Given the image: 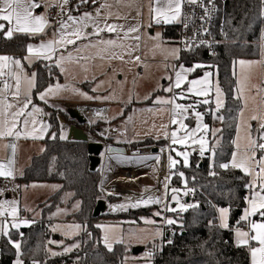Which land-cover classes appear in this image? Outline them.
<instances>
[{
  "label": "trees",
  "instance_id": "1",
  "mask_svg": "<svg viewBox=\"0 0 264 264\" xmlns=\"http://www.w3.org/2000/svg\"><path fill=\"white\" fill-rule=\"evenodd\" d=\"M262 12L264 5L261 0H220L219 20L224 26L225 43L218 49L216 56L208 58L200 51L180 54L179 60L185 66L208 63L211 68L216 69L218 85L224 95V106L219 115L223 116L224 120L213 121L211 112H205L206 107L200 109L204 112L207 125L218 123L220 131L216 137L219 144L214 148L212 158L209 153L203 157L191 155L190 167H184L180 163L173 169V185H185L186 180L187 186L197 188L187 196L190 204L198 206L174 216L176 223L168 225L174 234L164 238L161 250L151 256L150 264H249L248 247L235 245L231 231L245 225L244 222L237 225V221L246 207L245 197L249 190L245 185L248 183V177L237 169H222L219 165L228 163L232 155L238 111L241 108L240 101L234 95L235 79L232 67L237 59L258 58L260 38L264 30ZM176 34L177 26H166L163 29V38L166 40ZM31 40L33 38L22 34H16L11 39L0 35V54L22 57L26 52L27 43ZM43 62L40 60L30 67V70L37 73V86L33 90L34 102L40 91L60 77L56 70L47 67ZM198 74L199 69L193 73ZM38 105L41 106L48 124V131L43 140L44 151L32 158L30 165L24 169L20 182L59 183L60 188L44 204L48 205L42 209V221L28 223L20 229H10L8 235L0 237V264H12L17 255L10 240L20 243V259L23 264H33V261L37 264H122V256L125 253L123 245L115 244L111 251L107 250L101 242L99 227L93 223L102 218L134 220L145 215L150 209L128 208L125 212L115 215L104 211L98 217H93L97 202L103 200L99 190L100 161L93 167L90 166L86 142L60 139L61 129L57 114L61 113L68 122H72L63 111L42 102H38ZM176 171L183 172L184 178L177 176ZM212 171L216 175H210ZM65 193L72 194L69 205L74 201L79 202L78 211L67 217L82 223L83 231L79 236L68 240L78 243L79 247L54 256L49 252V241H53L54 234L51 233L46 220L47 215L60 204V198ZM118 199L108 196L104 202L110 205ZM221 207L230 209L228 230L218 226L217 210ZM151 209L162 210L161 206H152ZM161 216L154 219L155 223L161 221ZM253 220L260 221L261 217L254 216Z\"/></svg>",
  "mask_w": 264,
  "mask_h": 264
},
{
  "label": "snow or ice",
  "instance_id": "2",
  "mask_svg": "<svg viewBox=\"0 0 264 264\" xmlns=\"http://www.w3.org/2000/svg\"><path fill=\"white\" fill-rule=\"evenodd\" d=\"M97 0H91L92 4H95ZM69 3V0H62L60 4L61 10L63 11L64 6ZM81 4L89 3V0H80ZM208 3L211 4L212 0H208ZM262 5H264V0H261ZM185 4L194 5L198 7H203L205 16H210L212 9H209L204 0H149V11L152 14V20L156 24H170L180 20L184 17L185 20L190 19V17L184 16L182 9ZM41 5L37 0H0V32H3L5 38L11 39L14 33H24V34H39L43 33L46 27L49 24V21L45 16L34 15V11L38 9ZM107 7L106 4H101L99 8L96 9V15H93L89 12H84L79 17H74L71 14V11L67 13V21L59 22V38L55 40H50L42 42L39 46L34 47L33 45L27 46L28 55L24 57L25 60L31 64L33 58L35 59H44L52 61L53 57L59 51L60 47H67L68 45L75 46L78 40L87 39L91 35L99 36L100 33L105 30L108 32H115L117 28L123 29V25H114L105 23L104 27L99 26L98 18L101 15V9ZM214 8V5H213ZM264 14V12H262ZM111 15V13H109ZM107 17H105V20ZM203 19V17H202ZM70 22V23H69ZM151 26V25H150ZM185 27H188V23L184 24ZM89 27L93 28L91 33L86 32L85 30ZM71 29V30H70ZM139 29L136 27L129 28L124 35L127 36L129 32H137ZM206 31V30H205ZM74 37V38H73ZM134 39L139 40L140 37L136 36ZM98 44H103L106 46H118L123 47V45H117L115 40H100ZM203 43V42H201ZM96 44H88L85 47H96ZM261 57L260 61H244L240 60L238 63L240 65H246L251 67L254 64L264 65V33L261 34ZM77 51L80 49L77 48ZM135 50H129L126 53L118 54L115 51H112L108 56L109 59H120L123 60L124 54L131 56V52ZM104 51H108V48H105ZM180 50L175 49L174 52L178 53ZM178 58V56H177ZM72 54L69 52L68 56L60 55L58 59H55L54 64L56 67L61 68V71H65L62 67V62L65 60H72ZM135 60L139 62L140 58L137 56ZM47 66V65H46ZM175 68V66H173ZM202 67V65H195L193 68L185 69L183 65L180 66V70L175 71V80L170 84L169 87L165 88L166 92H174V89H182V85L186 82L187 88L182 89L179 93H174L172 98H157L156 103L162 105H171L172 118L170 123L172 125H178V128L171 131L170 136L167 131L164 132L165 139L171 140L172 145H181L187 146L189 141L192 144H199L200 155L203 156L207 147V140L205 135L208 132H212V135L215 136L216 132H219V129L211 130L207 124L203 123L204 115L203 113L196 111L195 104H181L177 100L188 99L189 96L195 95L197 97H205L203 100L197 101L198 104L209 105L210 100L208 97L211 94V73L206 72L203 79L197 80H187L186 74L194 71L196 68ZM171 80V77H169ZM14 82V83H13ZM22 82L28 85V90L24 93V100L21 101V86ZM0 139L5 137L15 136L17 139L23 138L28 139H42V133L47 131L48 125L44 124L40 128L36 127L37 120L35 118V113H39L41 109L38 107L32 106L30 111H26L30 105H32V96L31 90L37 86V73H32L31 76H28L25 73L24 67L20 59L0 55ZM239 83V81H238ZM14 89V90H13ZM64 90L61 85L57 84L55 86L50 85L43 92L39 93V99L47 102L46 97L49 95H56L60 91ZM95 90V89H94ZM264 91V89H261ZM216 94V109L213 113L214 115L219 112V110L224 106L221 99L223 93L220 87L217 85L215 88ZM81 95H85L81 93ZM11 96V101L9 100ZM86 99H109L110 97H92L86 96ZM242 98V91L236 96V99ZM14 101V102H13ZM131 97L129 98V102ZM22 104V106H20ZM246 106V105H245ZM15 109V110H13ZM191 109V115L196 120V127L189 128L188 125L184 122L188 119V113ZM238 116L241 118L240 123L236 125L237 129V140L233 141L236 150L232 153V158L230 163H221L219 165L222 169H239L245 176L251 177L252 179L245 185L249 190V196L245 197L247 207L244 209L243 215L240 217V220L237 221V225L241 222H245L248 225L249 230H242L240 227L235 229V235L237 237L238 246H248L251 256V264H264V116L252 115L251 120H260L259 128L256 129V136L252 135L251 124L244 121L242 118L244 116V108H240L238 111ZM23 117V130L19 127L21 123V118ZM31 118V119H29ZM216 118L223 121L224 117L221 115H216ZM31 123L32 130L31 132L27 131L28 125ZM163 128L167 129L168 125H162ZM246 129V143L243 147L237 141L240 139L241 128ZM183 132V135L179 133ZM198 133H202L199 136ZM55 138V134H53ZM60 139H65V136L62 134ZM5 147H11L13 156L15 155L16 145H5ZM214 152V148L212 149ZM163 151V150H162ZM170 152H175L176 157H182L183 166L190 167L188 151H180L176 148H171L169 146ZM259 154V155H258ZM118 160H128V157L118 156ZM148 159H154L157 163L160 162V156L154 157H140L141 161ZM14 163L13 159H9L7 164L0 162V176L3 177H13V171L10 167ZM180 161L175 159L171 154L168 156V168L171 171L176 168L177 164ZM258 169V170H257ZM210 175H216L214 171L209 173ZM179 176L183 179L184 173L180 172ZM170 177L166 178L165 182V196L168 194V185L170 183ZM185 188H187V181L184 180ZM36 187V185H32ZM54 188L57 186H53ZM181 190L178 188H172L171 200L175 202L177 207H170L167 203H164L161 197H152L148 196L147 198H141L138 201L131 202L128 204H120L112 206L113 210H127L129 207L137 208L141 205L147 206L149 204H163L161 211L166 212H176L177 210L183 212L188 208L197 207L198 205L194 204H185L181 203L178 193ZM194 189L187 188V191L184 192V195H188L193 192ZM2 194V192H0ZM70 195V194H69ZM78 207V204L76 205ZM61 211L58 209V212ZM161 211L155 212L153 215L161 216ZM220 227L229 228L228 217L230 209L227 207H221L218 209ZM7 216L11 217L14 221L18 217V210L16 208L15 201H0V217ZM261 217V220L257 222L256 220L250 219L254 216ZM165 223L168 225H173L176 223L174 219L164 218ZM146 224H153L155 221L152 219H146L144 221ZM29 221L23 220L19 223H12V228H19L21 224L27 225ZM71 227L75 229H81V225L76 224ZM97 227H102L97 225ZM56 231L54 227L52 229ZM0 232H3L5 235H8L6 230L5 222H0ZM89 235H91L89 233ZM157 235H161L158 231ZM256 241L258 246L252 247L250 242ZM12 246L16 249L17 259L15 264H23V260L20 259L21 256V245L16 241H9ZM103 242L109 251L112 250V245L109 243V236L105 234L103 237ZM117 243H122L123 238L116 240ZM49 243H55L54 241H49ZM171 243V241H169ZM79 247L78 244H73L70 247H66L64 252H70L73 248ZM62 253L52 252V255H60ZM151 256V253H148ZM33 264H37L36 261H33Z\"/></svg>",
  "mask_w": 264,
  "mask_h": 264
},
{
  "label": "rangeland",
  "instance_id": "3",
  "mask_svg": "<svg viewBox=\"0 0 264 264\" xmlns=\"http://www.w3.org/2000/svg\"><path fill=\"white\" fill-rule=\"evenodd\" d=\"M135 11L137 14L136 23H135V20H133L135 16V13L133 12L132 17H130V19L128 20V23L125 24L123 27L122 36L125 41L126 40L128 41V45H127L128 48L126 47V44L124 43L123 53H126L129 50L135 49V46L137 44H139L140 46V44H142V36H143L144 37L143 58L145 60L146 59H149V60H146V61L139 60V62H137L135 60V57L138 56L136 54V49L131 52V56L124 54L122 79L117 80L116 86H114V89L111 90L108 94H102V93H99L93 90V87H95L96 84L100 86L99 85L100 82H96V84L93 86V82L89 80L87 76H76L72 72L73 66L71 64V60L70 61L65 60L62 62V67L65 69V71L62 72L61 68L58 67V70L61 74V78L55 80L53 83L50 84L52 86L59 84L62 86L64 90L60 91L56 95L47 96L46 103L59 109L61 107L63 108L64 103L76 104V103H83L86 101H93L94 103H100V101L107 102L109 103V106L111 107V114L118 113L117 115L122 116L120 123L123 124V127L126 129L129 136H134L136 139H144L146 137H150L154 140H157V143H162L161 145H164L167 140V142L172 148H176L177 150H180V151H188L190 153V156L195 155V154L197 156H201L199 152V144H192L191 141H189V144L187 146L172 145L170 138L165 139L164 137L165 131H167L170 136L171 131L178 128V125H172L170 123V120L172 118V113H171L172 106L170 104L169 105L158 104L156 103V100L157 98H167V99L172 98L174 93H179L181 92L182 89H186L187 83L185 82L182 85V89H174L173 95L171 93L170 97H169L170 92L164 91L165 88L169 87L168 82L170 81L169 79L170 73L166 65L158 61H161L159 59H163L168 54L173 53L174 50L177 49V47L175 46L174 43H171L164 38L162 39L161 32L158 29L156 30V28L150 25L149 27H146L144 29L142 33L143 35L140 34V29L138 28L139 22L141 20L143 21V19L145 20V22H147L151 16V13L149 11V0H139L138 7L135 8ZM142 26H143V23H142ZM132 27H136L139 29L136 32V36L140 37L139 40L133 39L135 32H129L127 36L124 35V33L129 28H132ZM154 29H155V32H152ZM262 33H264V30ZM147 39H149L150 41L148 42ZM152 42L155 46H159L160 51L157 49L152 50V51H147V48L152 45ZM260 43H261V38H260ZM176 54L178 55L179 52ZM177 55L174 58V60L177 59ZM64 56L67 57L66 55ZM261 59H262L261 49L259 47L258 58L256 59H237L234 62L233 67H232L233 75L235 79L234 95L236 97L242 91V98L239 99L241 108L242 107L244 108V116L242 119L251 124L252 130H253L252 132L253 137L256 136V129L259 128L260 120H251L250 117L254 114L258 116H264L263 91H261V89H263V86H264V65L254 64L251 67H248L246 65H240L238 62L240 60L260 61ZM25 62H27V60H25ZM197 64L202 65V67L195 69V70L199 69L200 74L193 75L195 71L194 70L192 72L187 73L186 78L187 80H197V79H203L204 74L206 72L212 74L210 77L211 94L208 97V99L210 100V104L209 105L198 104L197 101L203 100L205 97H197L195 95H191L189 96L188 99H184V100L178 99L177 102L181 104H185V105L195 104L196 111L203 113V115H204V112L201 111L200 109H203L204 107H206L207 108L206 111L211 112L212 120L215 121L217 119L216 115H218V113H220L221 109L223 108L222 107L219 110V112L216 113L215 115L213 114L216 109L215 88L218 85L216 69L211 68V64H208V63H193L189 67L183 65L182 63H177V71L180 70L181 65H183L185 69H188V68H193ZM22 65L24 67L23 62H22ZM24 70L28 76H31L32 73L28 72L25 69V67H24ZM174 80H175V75L173 77V82ZM163 81H165L166 84L163 85ZM50 85H48L45 89H47ZM2 86H3L2 83H0V87ZM33 89L31 90V96L33 94ZM27 90H28V85L22 82L21 97H20L21 101L24 100V93ZM43 91H40L39 93ZM94 91L96 93H94ZM39 93L36 95V99L38 101H43L39 99ZM81 93L85 94L86 96L110 97V98L109 99H86L85 95H81ZM130 97H131V101L129 102ZM11 99H12L11 96H9L10 101ZM221 99L224 105V95H222ZM143 101H147V104L150 103V105L146 107L138 108L136 103L143 102ZM20 106H22V104ZM32 106L38 107L36 103H33V99H32V105H30L26 111H30ZM64 110L65 109H63V111ZM145 112H149V114L141 118L142 114H144ZM34 115L37 120V124H36L37 128H40L44 124L48 125L47 123H44L43 119H41L40 112L35 113ZM141 119H143V121ZM240 119L241 118L238 116L237 124L240 123ZM22 121H23V117L21 118V123L19 125V127L23 130L24 126H23ZM184 122L188 125L189 128L196 127L197 122L195 118L191 115V109L189 110V113H188V119H186ZM203 123L206 124L204 119H203ZM162 125H168L167 129L163 128ZM208 127L211 130H215L217 128L215 125H211V126L208 125ZM31 130H32V125L30 123L28 125L27 131L31 132ZM47 131H48V128H47ZM47 131L42 133V136H43L42 139L45 138ZM179 134L183 135V132ZM200 134L202 133H198L197 135L199 136ZM204 135H205V139L207 140V147H206L204 155L209 152L210 153L209 155L212 158V154H213L212 149L215 148L219 144V139L215 140L214 135H212L211 131ZM246 135H247L246 129L242 127L241 132H240V139L237 141L238 143L241 144V147H243L244 144L246 143ZM65 137L67 138V134ZM42 139H32V138L25 139L23 138V136L19 139H17L15 136L5 137V138L0 139V155L3 158V159H0V162L7 164L9 159L14 160V163L10 166L13 171V177L0 176V180H1L0 184L5 180H13V178L19 177V175H21V171L23 170V167H24L23 165L29 162L30 153L37 154L41 152V148H42L41 140ZM234 140H237V129L235 132ZM11 144L16 145V151H15L14 156H13L11 147H7V148L5 147V145H11ZM235 150L236 148H235V145L233 144V151ZM173 154L174 155L172 156L175 159L179 160L180 163L183 165L182 157H176L175 152H173ZM190 156H189V161H190ZM231 158H232V155L228 163H230ZM152 168L153 166H150V169ZM176 172L177 173L175 174L179 176L180 172L178 171ZM251 179H252L251 177H248V182ZM53 186H57V185L51 183V184L36 185V187L30 186L28 189L29 191H28L26 187L22 185L21 187V197L22 198L20 200V207L24 209L25 211H27L26 212L28 213L27 215L32 216L33 217L32 219L34 218L38 219L37 217H35L38 215L36 213H33L34 209L31 208V203L39 207L40 204H37V203L46 201L57 190V188L56 187L54 188ZM182 186H185V185H182ZM185 191H187V189H183V194H178V195H179L181 203L186 204V199L188 198V196L184 195ZM249 194L250 193L248 192L247 196H249ZM70 196H72L71 193L63 194L60 198V204L57 206L58 209L61 211L58 212V210H56L54 214L50 216V219L46 220L51 233L53 234L55 232V236L58 237L54 243V245L56 244L55 246L57 247L54 248L52 243H51L52 245H50L49 252L51 255H52V252L65 253L64 249L66 247H70L73 244H78L75 242H68V240H71L79 236L80 233L83 231V230L81 231V229H75L71 227L73 224H68L62 221L54 220V219H61L60 217L62 216L61 214L72 213L78 209V207H76L77 204L79 206L78 201H74L70 205L68 204L70 200ZM0 198H1L0 201H9V202L15 201V200H12V198L6 200L4 195L2 194H0ZM131 202H135V201L131 199L127 200V198L125 199V197L123 198L121 197L120 199L110 203V206H111L110 210L112 211V213H109V214L115 215L118 213L125 212L126 210H113L112 206H116L120 204H128ZM47 205H43V208ZM152 206L155 207L157 205L149 204L147 206L141 205L140 207L132 208L133 210H137L138 208H146L147 210L148 209L150 210L146 212L145 215L139 216L137 219L121 220L122 225L101 223L102 227H99V228L101 232V242L104 245V247L108 250V248L105 246L103 242V237L105 236V234L109 236V243H111L112 249L115 244L123 245L125 253L122 256V264H150L152 257L148 255L147 251L149 249L154 248L159 243V241H156V239L160 240L162 234L157 235V232L159 231L161 233V231L156 230L153 233H150V232L144 231V229L138 230L135 227L125 225L123 221H126L127 223H130V224L132 223L135 225L137 224L143 225L146 219H152L154 221V219L157 218L158 216L153 215L155 212H157V210L151 209ZM246 207H247V203H246ZM37 212L40 213L39 210ZM179 213H182V212L177 210L176 212H172L171 216L174 218V216L178 215ZM243 213H244V210L242 211V214L240 216H242ZM250 219H253V217H251ZM104 220L106 221L112 220L110 222H113V220H117V219L107 218ZM218 220L220 224L219 213H218ZM256 221L259 222L258 220ZM3 222H5L6 230L8 232V230L12 228L11 227L12 223L6 222V221H3ZM228 222H229V217H228ZM24 226L26 225L21 224L20 227L16 229H20L21 227H24ZM246 226L248 225L246 224ZM54 227L57 229L56 231L52 230ZM3 234H4L3 232H0V236ZM55 236H54V239H55ZM234 236L236 238L235 241H237L235 232H234ZM121 237L123 238L122 243L115 242ZM252 242H253L252 247L258 246L256 241H252ZM235 243L237 244V242ZM134 248H140L141 251L138 254H133L132 250ZM74 249L75 248H73L71 251H73ZM16 259H17V255L15 259L13 260L12 264H15ZM249 262L251 264L250 252H249Z\"/></svg>",
  "mask_w": 264,
  "mask_h": 264
},
{
  "label": "crops",
  "instance_id": "4",
  "mask_svg": "<svg viewBox=\"0 0 264 264\" xmlns=\"http://www.w3.org/2000/svg\"><path fill=\"white\" fill-rule=\"evenodd\" d=\"M37 2L41 6L34 11V15L45 16L47 18V20L49 21V24L46 27L45 31L43 33H39V34H35V35L24 34V33H14V35L22 34V35H27L30 38H33V40H31L27 43L25 54L22 57L13 56L10 54H0V55H6V56H11V57L20 59L21 62H23L25 69L30 73H34L33 70H30V67H32L36 62H38L40 60L44 61L43 63H46L47 66H49L51 69H54L58 72L60 77L55 78L54 79V81H55V80L61 78V74L58 70V67H56L54 64L55 59L58 58L61 54L68 56L69 52H71L72 57H73V59L71 60V64L73 66L72 72L76 76H87V78L93 82V86L96 84V82H100V84H99L100 86H98L96 84L95 87H93V90L95 89L96 92H99L102 94H108L111 90H113L114 86H116L117 80L122 79L123 60L109 59L108 56L110 55V53L112 51H115L118 54H123L124 43L126 44V47H127L128 41L127 40L125 41L123 36H122L123 29L117 28V30L115 32H108L105 30L104 32L100 33L99 36L91 35L87 39L78 40L77 44L75 46L68 45L66 48L60 47L59 51L53 57L52 61L44 60L42 58L41 59L33 58V62L31 64H29L28 61L25 62L24 57L28 55L27 46L33 45L34 47H36V46H39L42 42L46 43L47 41L58 39L59 38V32H58L59 22L60 21H67V13L69 11H71V14L74 17H79L84 12H89L93 15V17H95L96 9L99 8L101 4H106L107 7L101 9V15L98 18V22H99L100 27H104L105 23L124 26L125 24L128 23V20L130 19V17H132L133 12L135 13L133 20H135V23H136L137 14H136L135 8L138 7L139 0H97V2L95 4H92L91 0H89V3H87V4H81L80 0H69V3L64 6L63 11L61 10V7H60L62 0H37ZM109 13H111V15H109ZM53 16H55V19ZM105 17H107L106 20H105ZM140 22H139V26H138V28L140 29V34L143 33V31L146 27H149V25H151L152 27L156 28V30L158 29L161 32L162 39H163L164 27H166V26H177L179 20L176 22L170 23V24H164V23L156 24L152 20V14H151V16L147 22H145L144 19H143V21L141 20ZM142 23H143V26H142ZM127 27H128V25H127ZM125 30H127V29H125ZM85 31L91 33L93 31V28L89 27ZM152 32H155V29ZM0 35H2L5 38L3 32H0ZM135 36H136V32L134 34V37ZM176 37H177V34H176V36L171 37L167 41L174 43L175 46L177 47V49H179V47L177 46V44L175 42ZM109 39L115 40L117 42V45H123V47L106 46V45L97 43L100 40H109ZM147 41L149 42L150 40L147 39ZM88 44H96L97 46L96 47H85V45H88ZM77 48H79L80 50L77 51L76 50ZM105 48H108V51H104ZM135 49H136V54L140 58V61H144L145 59L143 58V53H144V37L143 36H142V44H140V46H139V44H137L135 46ZM156 49L160 51L159 46H155L152 42V45L147 48V51H152V50H156ZM180 54H181V51H179L178 55L175 52H173L171 54H168L163 59H159L161 61H158V62L166 65V67L170 73V76H171L172 68L167 62L173 61L175 64V68L173 70V77H174L175 71H177V63H181L179 60ZM176 55L178 56V58L176 60H174ZM146 60H149V59H146ZM164 84H166L165 81H163V85ZM169 86H170V83H169ZM95 91H94V93H96ZM172 95H173V92H172ZM170 96H171V93H169V97ZM32 99H33V94H32ZM38 102H42V103H45L46 105H49L43 101L36 100V102H34V100H33V103H36V105H38ZM136 104H137L138 108H142V107H146V106L150 105V103L147 104V101L138 102ZM49 106H51V105H49ZM38 107L41 109L40 105H38ZM51 107L56 108L54 106H51ZM68 107H86V109H84V110H86L85 112H84V110H79L80 113H82L83 117L86 118V123L82 127V129L86 132L90 141L100 143L105 147L104 151L100 155V176H99V190L103 196V201L108 196L118 197L119 199L121 197L122 198L125 197V199L127 198V200L131 199L134 201H138L139 199H141L140 196H142L143 194H146L145 198H147L149 196L148 192L151 191L155 186V175H156V173H155L154 167L152 169H150L151 165H149V162L152 159L141 161L140 157H146V156L147 157H154L156 155H149V154H146V153L140 152V151L145 149V148H149V147H152V148L163 147L166 145L167 140H166L164 145H161L162 143H157V140H154L150 137H146L144 139H136L134 136H129L128 132L123 127V124L120 123L122 116L117 115L118 113L111 114V107L109 106V103H107V102L100 101V103H94L93 101H86L83 103H76V104L64 103L63 108L61 107V108H59V110L63 111V109H66ZM206 110H205V112H207ZM148 114H149V112H145L144 114H142L141 118L144 117L145 115H148ZM219 114L220 113H218V115ZM40 117H41V119H43L44 123H47L44 119V115L42 114V110L40 111ZM57 119L59 120V123H60L61 135L63 134L64 136H66L67 129L72 124V122H68L61 113L57 114ZM141 120L143 121V119H141ZM216 120H218V119H216ZM212 125H215L217 127L216 129H219L218 123H214ZM216 134H217V132H216ZM216 134L214 136L215 140L218 139L216 137ZM43 140L44 139L41 140V146H42L41 152L39 151L40 153H37V154L36 153H30L29 162L26 163L25 165H23L24 167H23V170L21 171V175H19V177L13 178V180L17 183V191L14 193H7V194L2 193V195H4V197L7 196V197H5L6 200L12 198V200H15V202H17L16 208L18 210V217L20 215H22L23 217H26V218H31V219L33 218L32 216L27 215L28 214V213H26L27 211H25L24 209H22L20 207V200L22 198L21 197L22 185H24L26 187V189L28 190L29 187L34 185V184H36V185L51 184V183L23 184L20 182V177L22 176L24 169H26L30 165L32 158L39 156L44 151ZM65 140H67L66 137H65ZM110 147H124L133 153H132V155L128 156V155H123L120 153L110 152V151H108V149ZM171 155H174L173 152H171ZM118 156L128 157L130 159L118 160V159H116V157H118ZM199 157H203V156H199ZM0 159H3L1 157V155H0ZM0 182H1V180H0ZM52 184L57 185V187H56L57 190L60 188L59 183H52ZM113 184L121 185V186L125 187V188H122V191H125L127 189L129 191V193H131V194L134 193L137 196L134 194L132 196H131V194H130V196H127L126 194L123 195V194H118V193H116L114 195H110V194H107L106 192H104L106 190L105 188L107 186H111ZM102 187H103V190L101 189ZM178 194H183V190H181ZM171 195H172V192H170L169 205H170V207H176L175 202H173L171 200ZM129 197H131V198H129ZM48 199L44 202L37 203V204H40L39 207L33 205L30 202L31 208L34 209L33 213H36L38 215V216H35L38 219H41V214H42L41 212L43 209V205L47 203ZM0 200H1V198H0ZM186 204H190L189 198L186 199ZM156 205L161 206L160 204H156ZM110 207H111L110 205H106L105 212L112 213V211L110 210ZM78 209H79V206H78ZM78 209L72 213L61 214L62 215V216H60L61 219H54V220L62 221L64 223L73 224V225L79 224L82 226L81 227V231H82V229H83L82 223H76L73 220L69 219V217H67V216L73 215L75 212L78 211ZM38 210L40 211V213L37 212ZM56 210H58V207H56L49 215H47L48 220L50 219V216L53 215ZM169 213H172V212H169ZM5 217L11 218L7 215ZM240 217H239V220H240ZM0 218H3V217H0ZM168 218L174 219L170 214L168 215ZM34 219H36V218H34ZM217 220H218V210H217ZM0 221H2V222L6 221V222H10V223H14V222L19 223L20 222V221H13V220H0ZM110 221H112V220L106 221L104 219H99V221L96 223H107V224H117L120 222L122 223V221H118V220H113V222H110ZM123 222L125 223V225L129 224V226L135 227L138 230L144 229V231L150 232V233H153L156 230H160L159 228L150 227L149 225H151V224L144 223L143 225L138 224L139 226H133L130 223L127 224L126 221H123ZM158 223H153V224H158ZM97 225H101V224H96V226ZM117 225H119V224H117ZM219 225L220 224H219V220H218V226ZM245 226H246V223H245L244 227ZM246 227L248 228V226H246ZM11 229H16V228H11ZM221 229L228 230V228H221ZM235 229L236 228H233L231 230L234 243L236 242L235 241L236 238L234 236ZM248 230H249V228H248ZM53 234L55 236V232ZM161 234H162V236H161L160 240L156 239V241H159V243L155 246L156 248L158 246L163 245L164 236H163L162 231H161ZM57 238L58 237H56V236H55V239L53 238L54 242H55V240H57ZM52 244H53L54 248L57 247V246H55L56 244L55 245H54V243H52ZM252 244H253V242L251 241V246H252ZM235 245H237V244L235 243ZM248 252H249V249H248ZM249 264H250V262H249Z\"/></svg>",
  "mask_w": 264,
  "mask_h": 264
},
{
  "label": "built area",
  "instance_id": "5",
  "mask_svg": "<svg viewBox=\"0 0 264 264\" xmlns=\"http://www.w3.org/2000/svg\"><path fill=\"white\" fill-rule=\"evenodd\" d=\"M205 5L212 9L210 16H205L203 7H198L194 5H188L185 4L183 6L182 12L184 16L190 17V19L185 20L184 17H182L177 25V37L175 39V42L177 46L179 47L181 53H193V52H203L208 58H213L216 56L218 49L225 43V31L224 26L222 22L219 20V3L220 0H212V3L209 4L208 0H204ZM214 5V8H213ZM55 19V16H53ZM203 17V19H202ZM188 23V27H185L184 24ZM206 30V31H205ZM203 42V43H201ZM172 70H171V80L170 84L173 82V70L175 64L173 61L167 62ZM172 93V92H170ZM169 143L167 142L165 146L163 147H156L157 151L153 152V148H145L141 150L140 152H144L149 155H158L160 156V162L157 163L155 160H151L149 162V165L153 166L155 169V186L154 188L148 192L149 196L152 197H161L164 203H167L169 205V195L172 188H178L180 190L191 188L194 190H197L195 187H189L185 188V186H175L172 184L171 179L173 176V169L170 171L168 168V156L171 154L169 151ZM110 147L108 151L114 152V153H120L123 155H132L133 152L130 150L124 148V147H118L119 151H115L111 149ZM163 150V151H162ZM258 170V169H257ZM170 177V183L168 185V194L165 196V182L166 178ZM122 188H125L118 184H113L111 186H107L104 192L110 195H114L116 193L118 194H126L127 196H130L131 193L125 190V192L122 191ZM103 190V187L101 188ZM0 191L2 193H14L17 191V183L14 180H5L0 184ZM134 194V193H133ZM131 194V196L133 195ZM136 195V194H134ZM137 196V195H136ZM146 194H143L140 196V198H145ZM211 203V202H210ZM161 205V209L163 208V204ZM170 206V205H169ZM169 212L162 211L161 221L158 224H151L149 225L152 228H159L163 232L164 238H168L174 234L173 229H171L168 224L165 223L164 218H168ZM0 220H13L12 218H0ZM27 220L29 223L31 222H40L41 219H31L26 218L20 215L17 217L15 221H23ZM14 221V220H13ZM77 223V222H76ZM93 224H101V223H93ZM119 225H122V223H117ZM128 224V223H127ZM129 225V224H128ZM133 226H139L138 224H132ZM242 230L247 231L248 228L245 226L242 228ZM170 240V238H169ZM251 244V242H250ZM157 250H161V246H158L157 248L149 249L147 252L151 253V256H153L155 253H157Z\"/></svg>",
  "mask_w": 264,
  "mask_h": 264
},
{
  "label": "water",
  "instance_id": "6",
  "mask_svg": "<svg viewBox=\"0 0 264 264\" xmlns=\"http://www.w3.org/2000/svg\"><path fill=\"white\" fill-rule=\"evenodd\" d=\"M79 110V107H68L64 110L68 118L72 120V124L67 129L66 139L87 143V153L90 156V166L93 167L95 163L100 161V155L104 151L105 147L100 143L90 141L86 132L81 127H79V125H83L86 123V118L83 117L82 113H80ZM156 151L157 148H153V152ZM200 165L201 164H199V166ZM105 209V202L103 200L98 201L93 211V217H98L105 211ZM140 251V248H134L132 250V253L138 254Z\"/></svg>",
  "mask_w": 264,
  "mask_h": 264
},
{
  "label": "bare ground",
  "instance_id": "7",
  "mask_svg": "<svg viewBox=\"0 0 264 264\" xmlns=\"http://www.w3.org/2000/svg\"><path fill=\"white\" fill-rule=\"evenodd\" d=\"M79 109H80V110H84V109H86V107H79ZM85 111H86V110H84V112H85ZM111 149H112V150H115V151H119V149L116 148V147H112ZM133 174H134V173H133ZM133 174H132V175H133ZM139 200H140V199H139Z\"/></svg>",
  "mask_w": 264,
  "mask_h": 264
}]
</instances>
